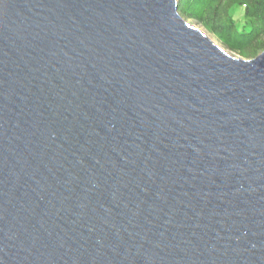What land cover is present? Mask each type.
Segmentation results:
<instances>
[{"label":"water","instance_id":"95a60500","mask_svg":"<svg viewBox=\"0 0 264 264\" xmlns=\"http://www.w3.org/2000/svg\"><path fill=\"white\" fill-rule=\"evenodd\" d=\"M177 0H0V264H264V51Z\"/></svg>","mask_w":264,"mask_h":264},{"label":"trees","instance_id":"16d2710c","mask_svg":"<svg viewBox=\"0 0 264 264\" xmlns=\"http://www.w3.org/2000/svg\"><path fill=\"white\" fill-rule=\"evenodd\" d=\"M238 9L245 21L240 28L233 16ZM177 13L238 58L251 59L264 50V0H178Z\"/></svg>","mask_w":264,"mask_h":264},{"label":"rangeland","instance_id":"374dc122","mask_svg":"<svg viewBox=\"0 0 264 264\" xmlns=\"http://www.w3.org/2000/svg\"><path fill=\"white\" fill-rule=\"evenodd\" d=\"M178 2V0H177ZM177 4V3H176ZM176 14H177V9H176ZM178 15V14H177ZM180 16V15H179ZM234 16V20L236 21L237 26L240 28L241 26L245 25V21L243 19V10L242 9H238L235 10L233 13ZM181 17V16H180ZM181 19L188 24L189 26H192L196 29H198L199 31H201L204 35H206L212 42H214L217 46L221 47L224 51H226L230 56L234 57V58H238L236 55H234L232 52H229L227 50H225L218 42H216L212 36L208 33H206L202 27H200L196 22H194V20L190 19V18H184L181 17ZM264 50L260 51L258 54H260L261 52H263ZM247 60V59H246Z\"/></svg>","mask_w":264,"mask_h":264}]
</instances>
